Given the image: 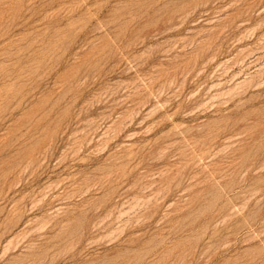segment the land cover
Instances as JSON below:
<instances>
[{"label":"rangeland","instance_id":"374dc122","mask_svg":"<svg viewBox=\"0 0 264 264\" xmlns=\"http://www.w3.org/2000/svg\"><path fill=\"white\" fill-rule=\"evenodd\" d=\"M0 264H264V0H0Z\"/></svg>","mask_w":264,"mask_h":264}]
</instances>
